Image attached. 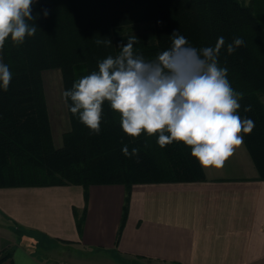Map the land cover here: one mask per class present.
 <instances>
[{
    "label": "trees",
    "instance_id": "16d2710c",
    "mask_svg": "<svg viewBox=\"0 0 264 264\" xmlns=\"http://www.w3.org/2000/svg\"><path fill=\"white\" fill-rule=\"evenodd\" d=\"M244 2L35 0L32 15L37 17L36 34L26 37L18 47L9 38L1 51L13 78L7 91L0 88V187L79 184L87 198L91 184H122L125 200L119 236L133 184L205 178L201 165L183 143L158 145V156L145 133L136 138L125 134L119 114L108 102L102 106L98 135L67 107L71 128L63 135L62 146H53L42 71L59 68L64 90L70 89L75 80L97 70L98 61L115 56L119 45L127 43L129 35H120V28L143 22L150 23L149 31L135 35L134 50L148 60L171 46L174 31L197 49L213 46L221 36L228 43L237 37L243 39L244 44L233 54L226 48L221 50L219 64L228 69L231 86L244 94L238 112L253 120L254 128L241 135L264 179V103L259 96L264 95V54L254 41L255 37L264 41V0ZM96 39H110L112 45H97ZM248 105L252 110L245 113L243 108ZM153 137L157 142V136ZM125 144L129 151L138 148V155L126 157L122 153ZM75 217L80 232L84 214L75 212Z\"/></svg>",
    "mask_w": 264,
    "mask_h": 264
},
{
    "label": "crops",
    "instance_id": "0c3cea01",
    "mask_svg": "<svg viewBox=\"0 0 264 264\" xmlns=\"http://www.w3.org/2000/svg\"><path fill=\"white\" fill-rule=\"evenodd\" d=\"M202 170L133 184L119 236L122 184H91L87 198L79 184L0 187V264H264V179L245 143ZM42 241L63 244L59 259Z\"/></svg>",
    "mask_w": 264,
    "mask_h": 264
},
{
    "label": "clouds",
    "instance_id": "9594fccd",
    "mask_svg": "<svg viewBox=\"0 0 264 264\" xmlns=\"http://www.w3.org/2000/svg\"><path fill=\"white\" fill-rule=\"evenodd\" d=\"M34 2L0 0V51L9 38L18 47L36 34ZM43 15L47 17L46 9ZM170 37L171 46L148 60L134 50L137 37L130 35L115 56L98 61L97 70L62 91V101L92 134L100 133L102 106L108 102L128 136H157L161 147L174 141L183 143L202 167L221 168L244 143L241 133L254 128V121L238 112L244 94L231 86L228 69L219 64L223 48L231 55L244 41L237 37L228 43L221 36L213 46L197 49L179 31ZM95 43L112 45L110 39H96ZM12 78L9 66L0 58V88L7 91ZM251 110V105L243 108L245 113ZM122 153L137 156L139 149L129 151L125 144Z\"/></svg>",
    "mask_w": 264,
    "mask_h": 264
},
{
    "label": "rangeland",
    "instance_id": "374dc122",
    "mask_svg": "<svg viewBox=\"0 0 264 264\" xmlns=\"http://www.w3.org/2000/svg\"><path fill=\"white\" fill-rule=\"evenodd\" d=\"M249 0H245V4H248ZM262 23V28L264 30V21ZM149 25L150 23L143 22V23H137L133 25H128L120 28V35H137V34H142L145 32L149 31ZM256 38V37H255ZM257 43H259L260 50L264 54V41H260L258 39L255 40ZM0 58L1 57V51H0ZM41 78H42V84H43V89L45 93V98L47 102V109L49 113V118H50V125L52 129V143L53 146L55 147H61L63 144V135L70 130L71 125H70V117L68 114V109L67 106L63 103L62 98H61V93L64 91L63 88V81H62V74L59 68H50V69H45L41 73ZM260 99L264 103V95L259 94ZM149 145L152 146L156 154L159 156L161 154L158 143L156 142L155 138L152 136L148 138ZM162 156V155H161ZM163 159V158H162ZM161 159V161H162ZM36 242L38 240L36 239ZM58 242H46L42 241V247H38L36 250L37 252H45L48 249H50V253L47 251L46 254H54L55 256H48L51 259H59V252L61 251L62 246Z\"/></svg>",
    "mask_w": 264,
    "mask_h": 264
},
{
    "label": "water",
    "instance_id": "95a60500",
    "mask_svg": "<svg viewBox=\"0 0 264 264\" xmlns=\"http://www.w3.org/2000/svg\"><path fill=\"white\" fill-rule=\"evenodd\" d=\"M3 256H4V254H1V256H0V257L2 258Z\"/></svg>",
    "mask_w": 264,
    "mask_h": 264
}]
</instances>
